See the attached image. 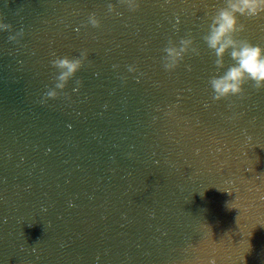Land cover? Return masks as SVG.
I'll return each instance as SVG.
<instances>
[{"label": "water", "instance_id": "obj_1", "mask_svg": "<svg viewBox=\"0 0 264 264\" xmlns=\"http://www.w3.org/2000/svg\"><path fill=\"white\" fill-rule=\"evenodd\" d=\"M110 2L0 0V264H264V89L212 100L201 39L223 0ZM240 22L264 47V14Z\"/></svg>", "mask_w": 264, "mask_h": 264}, {"label": "clouds", "instance_id": "obj_2", "mask_svg": "<svg viewBox=\"0 0 264 264\" xmlns=\"http://www.w3.org/2000/svg\"><path fill=\"white\" fill-rule=\"evenodd\" d=\"M120 2L126 4L131 10L139 7V0H120ZM108 11H114L110 0ZM261 14H264V0H223V6L218 7L211 15L207 31L201 39L215 57L216 71L208 80L212 100L218 101L229 96H240L244 91V86L249 82L255 89H264V47L239 36L245 28V25L240 22V17L254 18ZM88 23L93 27H98L100 20L95 13H90ZM9 28L10 25L0 19V32ZM22 34V30H20L9 35L8 38L17 40V37H21ZM163 52L162 67L168 72L177 68L186 54H200L190 34L181 37L178 42L169 38ZM225 54L232 60V63L227 67L224 65ZM87 58L88 50L82 49L78 56L64 55L52 59L50 63L57 69L55 82L54 86L48 88L43 94V98H54L58 94V90H63L69 79L75 76ZM127 68L129 72L137 71L135 64L128 65ZM80 85L81 81L77 79L73 92L77 91ZM41 102L43 103V99ZM208 264H215V259L209 258Z\"/></svg>", "mask_w": 264, "mask_h": 264}]
</instances>
